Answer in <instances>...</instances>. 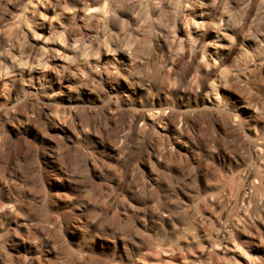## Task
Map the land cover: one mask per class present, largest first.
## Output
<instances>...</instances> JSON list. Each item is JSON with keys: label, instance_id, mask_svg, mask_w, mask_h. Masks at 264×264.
I'll return each instance as SVG.
<instances>
[{"label": "rangeland", "instance_id": "obj_1", "mask_svg": "<svg viewBox=\"0 0 264 264\" xmlns=\"http://www.w3.org/2000/svg\"><path fill=\"white\" fill-rule=\"evenodd\" d=\"M261 1L0 0V264H264Z\"/></svg>", "mask_w": 264, "mask_h": 264}, {"label": "bare ground", "instance_id": "obj_2", "mask_svg": "<svg viewBox=\"0 0 264 264\" xmlns=\"http://www.w3.org/2000/svg\"><path fill=\"white\" fill-rule=\"evenodd\" d=\"M260 6H262V7H259V8H264V0L261 1ZM259 10L261 11V9H259ZM217 36L220 37V38H226V32L221 30V32H219ZM223 46H224L223 44H221V45L219 44V47L216 48L215 50L221 52V50L224 48ZM41 65H42V63H38V65L35 67L34 70H30L29 69V71H28V76H29L28 79L31 82L30 84H31V87L32 88L38 89V90H44V89H47V88L52 87L54 84H57V83H59L60 85H63L65 83V85H66V82L69 81L67 79H60L58 77H50V76L49 77H46L47 75H44L43 72H41V70H39L42 67ZM34 73L36 75L38 74V77H37V85L36 86L33 85V81H32L33 78L35 77ZM42 75H44L46 77V78L44 77V79H45L44 82L43 81H40V78H41ZM107 78L108 77H106V79ZM107 81H108V79H107ZM125 81H126L125 83H122V86H124L123 88H126V90H131L133 88V86H134L133 82H130L127 79ZM108 82H110V79H109ZM68 86H69V83H68ZM89 91L91 92V90H89ZM159 102L162 103V99ZM161 114H165L164 111H162ZM161 116L162 115H160V120L163 119V117H161ZM163 116H165V115H163ZM247 174L251 176L253 174V172H249Z\"/></svg>", "mask_w": 264, "mask_h": 264}, {"label": "clouds", "instance_id": "obj_3", "mask_svg": "<svg viewBox=\"0 0 264 264\" xmlns=\"http://www.w3.org/2000/svg\"><path fill=\"white\" fill-rule=\"evenodd\" d=\"M117 84H118V82H117ZM115 86V85H114ZM145 102H151L150 100H149V98L148 97H144V98H142ZM95 238H96V234L95 233H89V235H88V237H87V241H89V242H94V240H95Z\"/></svg>", "mask_w": 264, "mask_h": 264}]
</instances>
